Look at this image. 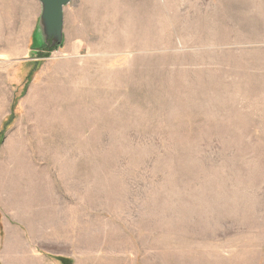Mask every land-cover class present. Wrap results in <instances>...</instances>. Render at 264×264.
<instances>
[{
    "label": "rangeland",
    "instance_id": "rangeland-1",
    "mask_svg": "<svg viewBox=\"0 0 264 264\" xmlns=\"http://www.w3.org/2000/svg\"><path fill=\"white\" fill-rule=\"evenodd\" d=\"M0 0V264H264V0Z\"/></svg>",
    "mask_w": 264,
    "mask_h": 264
},
{
    "label": "water",
    "instance_id": "water-1",
    "mask_svg": "<svg viewBox=\"0 0 264 264\" xmlns=\"http://www.w3.org/2000/svg\"><path fill=\"white\" fill-rule=\"evenodd\" d=\"M41 6L40 28L43 41L48 47L62 42L63 8L71 0H36Z\"/></svg>",
    "mask_w": 264,
    "mask_h": 264
},
{
    "label": "trees",
    "instance_id": "trees-1",
    "mask_svg": "<svg viewBox=\"0 0 264 264\" xmlns=\"http://www.w3.org/2000/svg\"><path fill=\"white\" fill-rule=\"evenodd\" d=\"M56 46L52 47V48H44L43 50L39 51L38 56L39 57H48V55L50 54L51 51L55 50Z\"/></svg>",
    "mask_w": 264,
    "mask_h": 264
}]
</instances>
